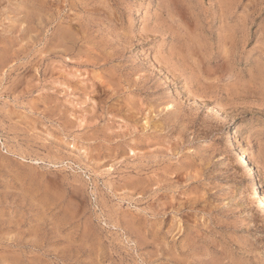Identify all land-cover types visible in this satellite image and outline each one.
I'll use <instances>...</instances> for the list:
<instances>
[{"label": "rangeland", "instance_id": "rangeland-1", "mask_svg": "<svg viewBox=\"0 0 264 264\" xmlns=\"http://www.w3.org/2000/svg\"><path fill=\"white\" fill-rule=\"evenodd\" d=\"M230 135L264 194V0H0V264H264Z\"/></svg>", "mask_w": 264, "mask_h": 264}, {"label": "bare ground", "instance_id": "bare-ground-1", "mask_svg": "<svg viewBox=\"0 0 264 264\" xmlns=\"http://www.w3.org/2000/svg\"><path fill=\"white\" fill-rule=\"evenodd\" d=\"M60 39H62V38H60ZM64 39V38H63ZM60 41H62V40H60ZM69 43V42H68ZM71 43H73V42H71ZM66 44V43H65ZM181 85V84H180ZM178 87V86H177ZM179 88H182V87H179ZM180 90H182V89H180ZM169 106V105H168ZM217 108V107H216ZM220 110V109H219ZM221 112V111H220ZM234 130V129H233ZM234 132L232 131V133L231 134H233ZM230 134V133H229ZM236 135V134H235ZM242 138V137H241ZM240 138V139H241ZM101 139V138H100ZM239 139V140H240ZM238 140V141H239ZM241 141H243V140H241ZM131 144V143H130ZM228 144H230V146L231 147H236V154H237V157H236V160L235 161H237L238 163H239V165H241L242 167H244L245 168V170H246V172H247V176H249L250 177V182H251V187H250V195L254 198V199H257V207H258V209H259V211H261V214H262V217L264 218V194H261V192H260V189H259V185H258V183L255 181V179H254V177H253V173H254V170L255 169H252V167L251 166H249L250 164H248V161H247V159H248V157H249V152H248V148H244V147H242L241 145L239 146H236L237 144L235 143H233V141H232V137H231V135L228 137ZM232 149V148H231ZM235 149V148H234ZM233 149V150H234ZM236 162V163H237ZM249 163H251V162H249ZM252 165V164H251ZM253 166V165H252ZM254 167V166H253ZM243 169V168H242ZM255 176V175H254ZM256 178V177H255ZM247 179H248V177H247ZM52 187V186H51ZM251 197V198H252Z\"/></svg>", "mask_w": 264, "mask_h": 264}]
</instances>
